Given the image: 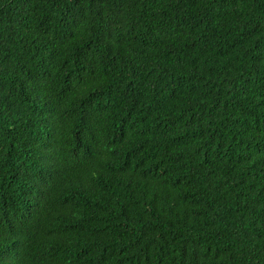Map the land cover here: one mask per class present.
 I'll return each instance as SVG.
<instances>
[{"label":"trees","instance_id":"obj_1","mask_svg":"<svg viewBox=\"0 0 264 264\" xmlns=\"http://www.w3.org/2000/svg\"><path fill=\"white\" fill-rule=\"evenodd\" d=\"M0 264H264V0H0Z\"/></svg>","mask_w":264,"mask_h":264}]
</instances>
